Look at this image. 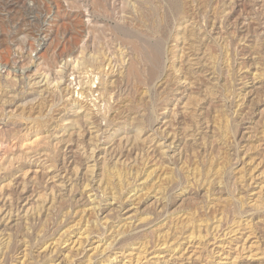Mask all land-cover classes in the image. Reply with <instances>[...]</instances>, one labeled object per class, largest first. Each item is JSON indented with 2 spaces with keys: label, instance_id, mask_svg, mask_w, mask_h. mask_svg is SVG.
<instances>
[{
  "label": "rangeland",
  "instance_id": "rangeland-1",
  "mask_svg": "<svg viewBox=\"0 0 264 264\" xmlns=\"http://www.w3.org/2000/svg\"><path fill=\"white\" fill-rule=\"evenodd\" d=\"M229 263L264 264V0H0V264Z\"/></svg>",
  "mask_w": 264,
  "mask_h": 264
},
{
  "label": "built area",
  "instance_id": "built-area-1",
  "mask_svg": "<svg viewBox=\"0 0 264 264\" xmlns=\"http://www.w3.org/2000/svg\"><path fill=\"white\" fill-rule=\"evenodd\" d=\"M91 78H92V76L90 75V80H89V83L91 84V86L90 87H92V90H94L95 88H96V85L94 84L95 82H93V84H92V80H91ZM72 80H74L73 78H72Z\"/></svg>",
  "mask_w": 264,
  "mask_h": 264
},
{
  "label": "bare ground",
  "instance_id": "bare-ground-1",
  "mask_svg": "<svg viewBox=\"0 0 264 264\" xmlns=\"http://www.w3.org/2000/svg\"><path fill=\"white\" fill-rule=\"evenodd\" d=\"M152 51H153V48H152ZM153 54H154V53H153ZM54 77H55V76H54ZM78 238H80V237H78ZM74 241H75V240H74ZM78 244H79V243H78ZM218 255H219V254H218ZM218 255H217V256H218ZM221 255H222V254H221ZM222 256H223V255H222ZM223 257H224V256H223ZM223 257L220 256V259H224V258H225V257H224V258H223ZM227 261H228V260H227ZM225 262H226V261H225ZM218 263H220V262H218ZM221 263H222V262H221ZM229 264H230V263H229Z\"/></svg>",
  "mask_w": 264,
  "mask_h": 264
}]
</instances>
